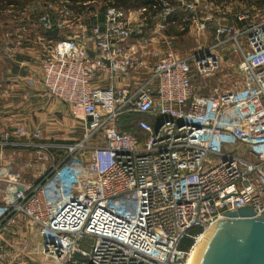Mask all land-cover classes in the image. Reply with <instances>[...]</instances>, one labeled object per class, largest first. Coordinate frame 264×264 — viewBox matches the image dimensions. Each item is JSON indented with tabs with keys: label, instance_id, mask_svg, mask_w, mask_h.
I'll use <instances>...</instances> for the list:
<instances>
[{
	"label": "built area",
	"instance_id": "built-area-1",
	"mask_svg": "<svg viewBox=\"0 0 264 264\" xmlns=\"http://www.w3.org/2000/svg\"><path fill=\"white\" fill-rule=\"evenodd\" d=\"M50 1L12 15L0 53L17 61L36 46L44 92L81 110L84 131L65 140L25 123L0 129V264H190L226 212L264 210V4L228 15L214 0H161L151 27L147 7L107 5L67 34L86 13ZM179 8L200 30L210 23L215 41L188 56L152 47L163 39L158 18ZM232 57L231 86L206 92L199 78ZM128 110L148 116L138 121L144 137L120 128ZM8 150L37 151L49 165L26 179L10 169Z\"/></svg>",
	"mask_w": 264,
	"mask_h": 264
},
{
	"label": "crops",
	"instance_id": "crops-1",
	"mask_svg": "<svg viewBox=\"0 0 264 264\" xmlns=\"http://www.w3.org/2000/svg\"><path fill=\"white\" fill-rule=\"evenodd\" d=\"M243 7V3H239L234 8L240 10ZM137 39L134 36L131 41L136 42ZM35 47L31 45L20 54L19 62L10 61L0 53V63L6 62L0 64V128L12 129L18 123H25L30 128H40L44 136L54 134L65 139L68 132L74 131L70 128L76 127L75 120L67 122L68 104L44 92ZM29 79L35 83L31 85Z\"/></svg>",
	"mask_w": 264,
	"mask_h": 264
},
{
	"label": "rangeland",
	"instance_id": "rangeland-1",
	"mask_svg": "<svg viewBox=\"0 0 264 264\" xmlns=\"http://www.w3.org/2000/svg\"><path fill=\"white\" fill-rule=\"evenodd\" d=\"M45 0H21L22 4H18L17 6L13 5L12 7H8L5 9V11H2L0 13V40H3L6 38V36H10L12 34L15 23L13 22L12 15L17 14L21 9L27 8L29 10L40 11V7L43 4ZM50 1V0H49ZM99 1V0H98ZM97 1V2H98ZM236 1V3H235ZM248 0H222L218 2V5H226L224 8V11L231 15L234 13L235 9L234 7L239 3H247ZM250 1V0H249ZM51 2V1H50ZM93 3L96 5L97 10L100 9L98 3ZM251 2H255L254 0H251ZM24 3V4H23ZM236 4V5H235ZM251 3L245 4L246 7H248ZM36 6V7H33ZM244 6V5H243ZM36 8V9H32ZM75 17H77V13L74 14ZM225 18L226 15L222 14ZM74 19V18H73ZM163 19L162 17H159L158 20ZM86 20V19H85ZM85 20L82 19V21L79 22H73L72 27L67 29V34H70L71 32H81L83 30V27L81 25H85ZM79 23V24H78ZM82 23V24H81ZM78 24V26H76ZM164 28L162 30V38H158L156 41L153 42V46L163 48L167 44H170L174 49L179 53L181 56H188L190 55L195 47L201 43L208 46L209 44L213 43L215 41V38L213 36L212 25L210 23H205V28L203 30H200V24L197 23H191L189 30L186 34L182 35H175V32L183 30V26H179L177 24H166L163 23ZM168 30L171 31L170 34H168ZM151 47V46H150ZM231 57V56H230ZM234 63V57L229 58L228 62H225L223 64V68L221 71L217 72L214 75H211L209 77H200L198 82H205L207 85L205 86L206 89H204L206 92H209L210 89H212L216 84H220L221 87H229L235 80L234 76H232L231 71V65ZM6 64L5 61H1L0 63ZM204 83V84H205ZM70 112L68 114V120L67 122H72V120H75L76 127H71L69 125H66L67 128L73 129L74 131L67 134L65 140H73L78 137H81L83 134V129L80 127L82 125L81 120L79 118H75L76 116L83 117V112L79 109H75L74 107H69ZM79 121V122H78ZM1 129V128H0ZM64 139V138H63ZM37 151H31L26 153V151H20V150H8L6 151V157L7 160L10 161V169L13 172H19L23 177L26 179H33L35 176L39 175V173L43 170L44 167L49 165V159L50 157L44 158V160H39V154H37ZM49 156V155H48ZM51 162V161H50ZM32 163V164H31ZM35 251V249H33Z\"/></svg>",
	"mask_w": 264,
	"mask_h": 264
},
{
	"label": "water",
	"instance_id": "water-1",
	"mask_svg": "<svg viewBox=\"0 0 264 264\" xmlns=\"http://www.w3.org/2000/svg\"><path fill=\"white\" fill-rule=\"evenodd\" d=\"M204 234L193 264H264V210L257 213L252 205L240 206Z\"/></svg>",
	"mask_w": 264,
	"mask_h": 264
},
{
	"label": "trees",
	"instance_id": "trees-1",
	"mask_svg": "<svg viewBox=\"0 0 264 264\" xmlns=\"http://www.w3.org/2000/svg\"><path fill=\"white\" fill-rule=\"evenodd\" d=\"M100 2L98 3L100 9L97 10L96 6L89 5L88 8L87 6L83 5L82 2H79V0H69L68 6L73 9L76 13L78 14H84L89 11H98L99 18L101 19L103 17L104 10L107 5H114L117 7H123V8H132V9H137L140 7H147L148 10L146 12V25L148 27L153 26L157 22V16L160 14L163 4L161 0H99ZM171 3H175V0H168ZM216 2L222 1V0H214ZM255 2H251V0L247 1V3H256L257 5H262L264 4V0H254ZM18 4H22L21 0H0V13L2 11H5L6 8L10 6H17ZM24 4V3H23ZM250 5V4H249ZM22 10V9H21ZM20 10V11H21ZM89 10V11H88ZM186 11L183 8H179L176 12L172 13L171 15L167 16L165 19H161L164 23L166 24H177L179 26H183V30L175 32V35H182L186 34L189 30V27L191 25V16L192 14H186ZM186 16L187 20H183V17L181 16ZM85 22L86 24L90 27L92 23H94L97 19L95 17H90L86 13L85 15ZM173 26V25H171ZM168 34L171 33L170 30L167 31ZM48 36H50L53 39H59L63 38L64 35L62 33L56 35L52 32H46ZM142 118L148 119V116L143 113H138V112H133V111H126L121 115V119L119 121L120 128L122 130H127L135 135H138L140 137H144L145 133L141 131V129L138 127V121ZM200 229L196 228L194 232H199ZM193 243V239L191 238H186L183 241L182 247L187 248Z\"/></svg>",
	"mask_w": 264,
	"mask_h": 264
},
{
	"label": "bare ground",
	"instance_id": "bare-ground-1",
	"mask_svg": "<svg viewBox=\"0 0 264 264\" xmlns=\"http://www.w3.org/2000/svg\"><path fill=\"white\" fill-rule=\"evenodd\" d=\"M204 236H205V234L199 238V240H198V242H197V244H196L195 250H194L193 258H192L190 264H193V262H194V260H195V257H196V254H197V251H198V249H199V246H200L201 241H202V239L204 238Z\"/></svg>",
	"mask_w": 264,
	"mask_h": 264
}]
</instances>
